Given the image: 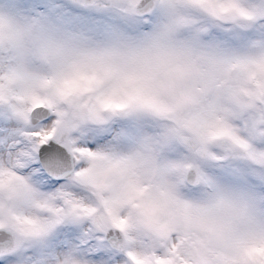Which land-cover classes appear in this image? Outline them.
Here are the masks:
<instances>
[{
  "label": "snow or ice",
  "instance_id": "1",
  "mask_svg": "<svg viewBox=\"0 0 264 264\" xmlns=\"http://www.w3.org/2000/svg\"><path fill=\"white\" fill-rule=\"evenodd\" d=\"M60 7L0 11V264H264V0Z\"/></svg>",
  "mask_w": 264,
  "mask_h": 264
},
{
  "label": "rangeland",
  "instance_id": "2",
  "mask_svg": "<svg viewBox=\"0 0 264 264\" xmlns=\"http://www.w3.org/2000/svg\"><path fill=\"white\" fill-rule=\"evenodd\" d=\"M61 5H68V0H0V11L11 14L10 9L15 6L17 18L36 17L45 23L72 22L67 8L62 9Z\"/></svg>",
  "mask_w": 264,
  "mask_h": 264
}]
</instances>
